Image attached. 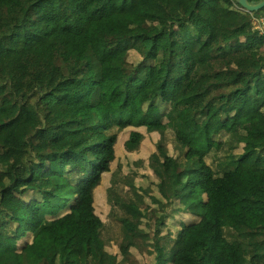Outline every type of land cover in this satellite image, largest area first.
Instances as JSON below:
<instances>
[{
    "label": "trees",
    "instance_id": "16d2710c",
    "mask_svg": "<svg viewBox=\"0 0 264 264\" xmlns=\"http://www.w3.org/2000/svg\"><path fill=\"white\" fill-rule=\"evenodd\" d=\"M263 13L0 0V264H264ZM141 126H170L172 148L158 144L150 183L108 188L119 230L91 234L118 135L134 149Z\"/></svg>",
    "mask_w": 264,
    "mask_h": 264
},
{
    "label": "rangeland",
    "instance_id": "374dc122",
    "mask_svg": "<svg viewBox=\"0 0 264 264\" xmlns=\"http://www.w3.org/2000/svg\"><path fill=\"white\" fill-rule=\"evenodd\" d=\"M241 7V6H240ZM242 8V7H241ZM243 9V8H242ZM259 16H264V13ZM110 91L117 96H120L122 93V87L118 85L117 81L113 79L108 84ZM140 91L144 95V91L139 88H135L134 91ZM135 91V92H136ZM10 116L9 111H0V118H8ZM167 123V120H164ZM138 131L141 134V137L138 141L137 146L134 149H130L127 145L130 138V129H124L118 135V140L115 145L116 154L122 162V167L117 172L116 164L117 161L113 164V172L116 178L115 183H112V175L108 173L104 177V181L101 186L96 191V209L99 216V220H95L89 223L91 234H95L98 228V224L102 222L111 223L113 226V231L119 230L118 222L116 221L112 210L110 208L111 200H109L108 188L113 185L115 191H117L122 196H127L131 194V184L135 181L142 180L143 182L150 183L149 178L143 177L146 174L147 166L150 164V160L153 156V153L158 151V144L162 143L163 146L172 148L174 133L170 126H167L166 130L163 132L160 131H148L144 126L138 128ZM128 156V158H126ZM130 168L133 171H130ZM152 174V173H149ZM167 211H173V208L167 207ZM171 220V218L167 219ZM33 257H38L37 251L32 253ZM240 257H242L243 252H239Z\"/></svg>",
    "mask_w": 264,
    "mask_h": 264
},
{
    "label": "water",
    "instance_id": "95a60500",
    "mask_svg": "<svg viewBox=\"0 0 264 264\" xmlns=\"http://www.w3.org/2000/svg\"><path fill=\"white\" fill-rule=\"evenodd\" d=\"M240 6L249 12L257 11L264 7V0L250 1V0H237Z\"/></svg>",
    "mask_w": 264,
    "mask_h": 264
},
{
    "label": "built area",
    "instance_id": "2783aa9c",
    "mask_svg": "<svg viewBox=\"0 0 264 264\" xmlns=\"http://www.w3.org/2000/svg\"><path fill=\"white\" fill-rule=\"evenodd\" d=\"M252 24L255 28L264 32V16H253Z\"/></svg>",
    "mask_w": 264,
    "mask_h": 264
}]
</instances>
